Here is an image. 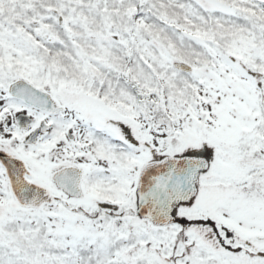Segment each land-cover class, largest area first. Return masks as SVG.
<instances>
[{"label":"snow or ice","instance_id":"1","mask_svg":"<svg viewBox=\"0 0 264 264\" xmlns=\"http://www.w3.org/2000/svg\"><path fill=\"white\" fill-rule=\"evenodd\" d=\"M0 264H264V0H0Z\"/></svg>","mask_w":264,"mask_h":264}]
</instances>
